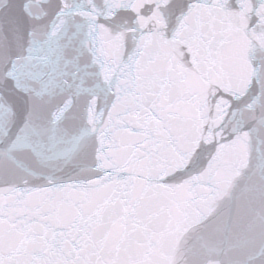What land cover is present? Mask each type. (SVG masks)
I'll list each match as a JSON object with an SVG mask.
<instances>
[{
    "label": "snow or ice",
    "instance_id": "snow-or-ice-1",
    "mask_svg": "<svg viewBox=\"0 0 264 264\" xmlns=\"http://www.w3.org/2000/svg\"><path fill=\"white\" fill-rule=\"evenodd\" d=\"M0 264H264V0H0Z\"/></svg>",
    "mask_w": 264,
    "mask_h": 264
}]
</instances>
